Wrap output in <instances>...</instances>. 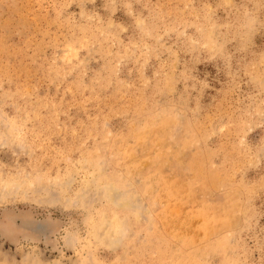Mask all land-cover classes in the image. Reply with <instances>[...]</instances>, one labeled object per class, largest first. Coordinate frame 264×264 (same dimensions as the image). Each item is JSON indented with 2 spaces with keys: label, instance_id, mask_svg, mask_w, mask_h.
<instances>
[{
  "label": "rangeland",
  "instance_id": "rangeland-1",
  "mask_svg": "<svg viewBox=\"0 0 264 264\" xmlns=\"http://www.w3.org/2000/svg\"><path fill=\"white\" fill-rule=\"evenodd\" d=\"M0 264H264V0H0Z\"/></svg>",
  "mask_w": 264,
  "mask_h": 264
}]
</instances>
